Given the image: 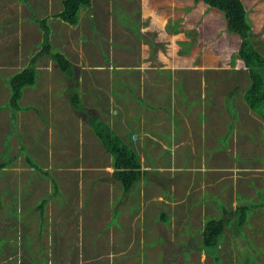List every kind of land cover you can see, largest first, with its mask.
<instances>
[{
	"label": "rangeland",
	"instance_id": "374dc122",
	"mask_svg": "<svg viewBox=\"0 0 264 264\" xmlns=\"http://www.w3.org/2000/svg\"><path fill=\"white\" fill-rule=\"evenodd\" d=\"M243 2L264 56V0ZM60 8L61 0H0V162H9L0 172V264H248L256 250L263 264L264 120L243 99L248 74L231 63L239 39L221 13L192 0H91L71 26L52 17ZM45 16L75 75L40 58L19 101L31 108L13 119L10 78L39 49L35 19ZM179 39L194 46L180 53ZM96 117L144 166L157 143L150 164L170 168L124 193ZM219 203L235 213L246 205L247 221L224 227L215 259L200 246Z\"/></svg>",
	"mask_w": 264,
	"mask_h": 264
},
{
	"label": "trees",
	"instance_id": "16d2710c",
	"mask_svg": "<svg viewBox=\"0 0 264 264\" xmlns=\"http://www.w3.org/2000/svg\"><path fill=\"white\" fill-rule=\"evenodd\" d=\"M193 2L194 4L203 2L209 9H217L225 19L228 33L237 35L239 45L237 51L231 56V63L234 64L237 59L243 62L249 78V85L243 94V99L249 109L264 120V56L256 48V44L254 42L256 38L253 34L251 22L248 18V11L245 8L243 1L193 0ZM90 5L91 0H61V8L54 12L52 17L71 26H75L79 22L81 10L83 8H89ZM118 19H121V17L118 16ZM35 20L41 30L39 49L32 56L29 64L10 78L11 92L9 96V107L12 109L13 119L15 113L19 110L31 108L29 105L22 106L19 101L23 97V89L25 87H33L36 84V64L40 58L46 56L48 59L52 60L56 64L58 70L67 77H74L75 74L73 63L64 53L52 44V31L51 27L47 23V17L36 18ZM123 24L126 25L127 23L123 21ZM172 28V26L168 25V30ZM132 32L135 34L139 31L137 28H132ZM186 33L188 34L189 31H186ZM138 36H140L139 33ZM194 43L195 42H191L189 40L179 41L181 46L179 52H189V50L194 46ZM151 44L154 45L153 42ZM232 95L233 93L230 92L229 97ZM80 100V95L74 91L73 97H71V103L74 108H78ZM93 121L94 119L91 120V125L95 131V135L101 140V144L103 145L105 152L112 157V167L114 169L111 173L112 180L117 182L125 193L132 191L134 186L133 184L139 181L142 176L146 175L148 171L141 170V163L136 150L133 147H128L122 141L123 139L118 133L108 129V127L103 125L100 121L96 124H93ZM232 125L233 124L229 126L227 133L231 132ZM96 126L104 128L106 135L99 133ZM105 136L108 138H104ZM224 137L226 138V136ZM27 161L29 165L34 167L30 159ZM8 165V161H1L0 172L3 168L8 167ZM51 177L53 179V184L57 185L55 178L53 176ZM55 192L56 190L53 191V193ZM47 201L48 199L44 198L35 206L40 214L43 213V207ZM245 207L246 205H241L239 208L235 209V211L239 210L237 211L238 213H235L234 210H228L226 207H223L221 210L222 213L229 211L228 216L224 215V218H212L207 220V232L205 233L203 237L204 240L202 242V248H204L206 254L218 259L217 250L220 241L219 237L223 233L224 227L229 225L230 227L239 230L247 220L245 216L246 212H244ZM166 216L165 211H161L159 218L166 221ZM232 221H234V223H231Z\"/></svg>",
	"mask_w": 264,
	"mask_h": 264
},
{
	"label": "crops",
	"instance_id": "0c3cea01",
	"mask_svg": "<svg viewBox=\"0 0 264 264\" xmlns=\"http://www.w3.org/2000/svg\"><path fill=\"white\" fill-rule=\"evenodd\" d=\"M193 1V0H192ZM243 1V0H242ZM203 3V2H202ZM244 3V2H243ZM193 4H194V2H193ZM204 5H206L205 3H203ZM206 7H208L207 5H206ZM209 9V8H208ZM209 10H214V11H218L217 9H214V8H211V9H209ZM219 12V11H218ZM221 16H222V14H221ZM249 18V17H248ZM249 20H250V18H249ZM251 27H252V31H253V34L255 35V38L257 39V36L256 35H258V32L254 29V27H253V24L251 23ZM189 39V38H188ZM179 41H183V40H181V39H179ZM58 49V48H57ZM258 49V48H257ZM62 52V51H61ZM63 53V52H62ZM67 57V56H66ZM128 59L129 58H121L120 56L118 57V59L116 60L119 64H124V65H126V67L127 66H129V65H131V63H129L128 62ZM36 66H37V64H36ZM37 69V68H36ZM137 70H141V68H133V70L132 71H130V72H133V71H137ZM115 71H118V73H121L122 71H120V70H118V69H116ZM64 75V74H63ZM75 75V74H74ZM64 76H66V75H64ZM138 76V75H137ZM67 77V76H66ZM71 80H73V77H71ZM144 84V83H143ZM35 86V85H34ZM136 99H142L141 97L139 98V97H136ZM151 98H149V99H142V100H145L146 102H148L149 104H153V103H155V102H153V100L151 99ZM132 103V102H131ZM159 103V101H156V104H158ZM198 103V102H197ZM138 105H139V103H138ZM140 106V105H139ZM194 105H192L191 107H193ZM98 120H99V118L98 117H96ZM146 119V120H145ZM148 119V117H146V116H143V120H145V121H148L147 120ZM100 122H102L103 123V125H105L106 127H108V129H110V130H112V131H115V129H113L107 122H105V121H101V120H99ZM144 122V121H143ZM182 122H183V120H182ZM144 123H146V122H144ZM157 125H159V124H157ZM154 126H156L155 125V123L153 124V127ZM156 128V127H155ZM157 128H161V129H163V125H161V126H159V127H157ZM153 130V129H152ZM118 131V130H117ZM117 131H115L116 133H117ZM144 131H148V129H147V127L146 126H144ZM146 132H144V133H146ZM149 132V131H148ZM162 133H163V131H161ZM150 133V132H149ZM133 136H136V135H134V134H131L130 136H129V138L131 139V140H133ZM179 139H182L183 137H181V136H179L178 137ZM145 142H146V140H144ZM174 141V140H173ZM148 143H153L152 141H149ZM157 143H154V148L156 147L155 145H156ZM226 144V143H225ZM104 148V147H103ZM153 148V149H154ZM152 149V150H153ZM151 150V151H152ZM104 151H105V149H104ZM151 151H149L148 152V154H146V165L144 166V164H142L141 162L143 161L142 159H140V154H139V152L137 153L138 154V158H139V161H141L140 163H141V170H146V171H148V173L146 174V175H144V176H142V178L139 180V181H137V182H135L133 185V188H132V190L137 186V188L142 184V182H144V181H146V179L152 174V173H159V174H161V172H163V167L164 166H166L167 168H170V166H168L169 164H163V165H159V166H154V165H152V164H150L151 162L152 163H155L156 164V162H153V152H151ZM158 151V150H157ZM112 158V157H111ZM150 159V160H149ZM169 159V158H168ZM172 168H174L173 166H171ZM114 170V169H113ZM112 170V171H113ZM171 171V170H170ZM112 173V172H111ZM110 177H111V174H110ZM112 179V178H111ZM114 181V180H113ZM117 183V182H116ZM122 189V188H121ZM131 192V191H130ZM130 192H128L127 194H129ZM125 193V192H124ZM263 206V205H262ZM223 207H226L228 210H231L230 208H228L226 205H224V204H222V203H219V209H220V214L217 216V217H215V216H209L208 218L209 219H216V218H224V215H229V211H227V212H223L222 213V209H223ZM264 207V206H263ZM160 214H161V212L160 213H158L156 216H160ZM230 216H232V215H230ZM167 217V219H166V221L168 220V216H166ZM247 221V220H246ZM246 221H245V223L244 224H246ZM257 251V254H258V256H261V254H262V252L260 251V250H256ZM264 251V250H263ZM258 256H254V258H253V260H254V262L252 261V262H249L248 264H261V258L260 257H258ZM259 259V260H258ZM264 264V263H263Z\"/></svg>",
	"mask_w": 264,
	"mask_h": 264
},
{
	"label": "clouds",
	"instance_id": "9594fccd",
	"mask_svg": "<svg viewBox=\"0 0 264 264\" xmlns=\"http://www.w3.org/2000/svg\"><path fill=\"white\" fill-rule=\"evenodd\" d=\"M135 139V136H133V140ZM137 153V152H136ZM219 246V245H218ZM200 248H202V245L200 246ZM204 253H205V251H204V248H202L201 249ZM206 254V253H205ZM208 255V254H207ZM209 256H211V255H209Z\"/></svg>",
	"mask_w": 264,
	"mask_h": 264
}]
</instances>
